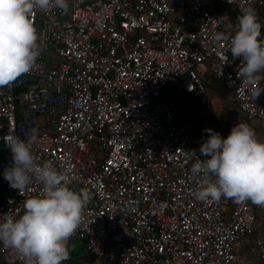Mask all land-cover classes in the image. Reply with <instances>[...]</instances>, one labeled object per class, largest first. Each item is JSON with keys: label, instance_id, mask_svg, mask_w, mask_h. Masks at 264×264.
Returning <instances> with one entry per match:
<instances>
[{"label": "built area", "instance_id": "2783aa9c", "mask_svg": "<svg viewBox=\"0 0 264 264\" xmlns=\"http://www.w3.org/2000/svg\"><path fill=\"white\" fill-rule=\"evenodd\" d=\"M219 5L252 6L264 24V0H70L67 10L34 9L40 55L0 86V213L22 212L40 192L37 180L20 191L3 176L7 141L35 127L38 162L91 193L68 240L85 241V264H173L178 254L185 264H260L237 245L254 234L264 206L196 198L212 177L191 174L190 151L199 155L201 141L179 114V98L213 111L215 80L244 117L264 120V72L243 82L242 58L213 38L223 31ZM254 250L264 259V239ZM0 264L24 259L0 244Z\"/></svg>", "mask_w": 264, "mask_h": 264}, {"label": "clouds", "instance_id": "9594fccd", "mask_svg": "<svg viewBox=\"0 0 264 264\" xmlns=\"http://www.w3.org/2000/svg\"><path fill=\"white\" fill-rule=\"evenodd\" d=\"M70 0H0V86L9 84L28 72L40 55V33L33 22L34 9L67 10ZM232 34L222 30L213 33L220 42L227 39L234 57H241L237 76L245 83H255L264 72V37L256 9L243 8L236 22L223 14L218 16ZM259 94V93H258ZM200 145V154L191 165V174L211 176L196 190V198H232L264 206V139L245 121L232 126L227 136L212 127ZM39 142L33 127L27 138L16 136L7 145L12 163L3 176L10 185L24 191L39 181V194L27 197L18 214L0 213V244L23 257L24 264H63L70 258L69 238L81 225L82 213L91 198L87 187L70 186L67 175L51 162L39 163L34 145ZM203 157V158H202ZM173 264H185L177 255Z\"/></svg>", "mask_w": 264, "mask_h": 264}, {"label": "rangeland", "instance_id": "374dc122", "mask_svg": "<svg viewBox=\"0 0 264 264\" xmlns=\"http://www.w3.org/2000/svg\"><path fill=\"white\" fill-rule=\"evenodd\" d=\"M212 82L214 81H211L210 83ZM211 90L212 95L216 99L213 103L214 109L211 112L203 111L199 102L196 103L193 101L190 105L186 104L184 101L180 103V117L190 121V132L201 141V144L204 138L207 135H210V133L203 131L206 127H212L220 131L222 135L227 136L232 126L239 121L248 122L256 130L258 136L261 139H264V122L242 116L233 104L232 96L224 89L220 88V85H213ZM261 228H264V224H261ZM245 244L246 243H241L237 245V254L246 259H249V257H247L249 255L251 257L250 259H254L257 256L254 247ZM69 260L73 264H77V260L74 257L70 256Z\"/></svg>", "mask_w": 264, "mask_h": 264}, {"label": "crops", "instance_id": "0c3cea01", "mask_svg": "<svg viewBox=\"0 0 264 264\" xmlns=\"http://www.w3.org/2000/svg\"><path fill=\"white\" fill-rule=\"evenodd\" d=\"M215 82L212 83H208V91H209V95L210 97L215 101L216 99L214 98V96L212 95V90L211 87L213 85H220L219 82L213 80ZM211 84V85H209ZM215 87V86H214ZM220 88L224 89L221 85ZM225 90V89H224ZM226 91V90H225ZM228 92V91H226ZM229 93V92H228ZM230 94V93H229ZM231 95V94H230ZM232 102L233 98H232ZM197 103V102H196ZM203 109V107H202ZM238 110V109H237ZM204 111V109H203ZM239 111V110H238ZM240 112V111H239ZM243 116V115H242ZM254 120V119H253ZM261 122H264V120H258ZM263 136H264V132H263ZM261 224H264V212L263 211H259L258 212V220L256 223V227H255V232L254 234L248 238V240L245 242L248 246L250 247H254L256 246V242L259 238L264 239V228H261ZM245 244V245H246ZM255 245V246H254ZM68 247L70 249V256L74 257L77 260V264H85V257L88 255L87 251H86V247H85V241L84 240H79V239H73L68 241ZM77 248V249H76ZM249 257V259L251 258L249 255L247 256ZM257 262H259L260 264H264V259L260 258V256L257 254V256L254 258ZM106 262L104 260L101 261H97L96 264H105Z\"/></svg>", "mask_w": 264, "mask_h": 264}, {"label": "trees", "instance_id": "16d2710c", "mask_svg": "<svg viewBox=\"0 0 264 264\" xmlns=\"http://www.w3.org/2000/svg\"><path fill=\"white\" fill-rule=\"evenodd\" d=\"M217 14H218V16L223 15V14H228V16L233 21V24H235L236 17L238 16L239 12L236 11V10H233L230 6H227V5H219L218 6V10H217ZM222 29H223V31H225L226 33H229V34H231V33L234 32V28H232V29L228 28L226 26V22H222ZM178 102H179V105H180V103L183 102V98H179L178 99ZM233 104H234V102H233ZM236 109H237V107H236Z\"/></svg>", "mask_w": 264, "mask_h": 264}]
</instances>
